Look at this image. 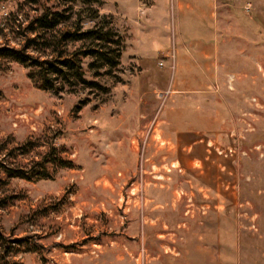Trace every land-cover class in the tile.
<instances>
[{"label":"rangeland","instance_id":"374dc122","mask_svg":"<svg viewBox=\"0 0 264 264\" xmlns=\"http://www.w3.org/2000/svg\"><path fill=\"white\" fill-rule=\"evenodd\" d=\"M100 2L120 40L108 72L85 57L95 45L61 38L96 23L86 7L0 0V49L69 58L96 84L42 90L0 57V264H264V0H210L195 93L162 54L179 50L175 0ZM52 13L67 20L45 48ZM174 101L201 119L158 123Z\"/></svg>","mask_w":264,"mask_h":264},{"label":"trees","instance_id":"16d2710c","mask_svg":"<svg viewBox=\"0 0 264 264\" xmlns=\"http://www.w3.org/2000/svg\"><path fill=\"white\" fill-rule=\"evenodd\" d=\"M27 3L36 5L39 0H25ZM60 3L66 5H79L86 7L90 14V21L96 22L91 28L79 32H66L61 35L64 42H90L95 45V48H91L85 53V57H90L93 62L90 67H96L97 69H106L107 72L114 70L119 65L120 58V40L116 33L110 26V23L106 26L100 24L102 18L97 6L101 3L100 0H57ZM96 7V8H95ZM67 18L61 13H52L50 15H43L42 18L36 22L37 28L41 31L51 32L55 30L60 24L65 23ZM42 33L38 36L45 48L53 47L50 40L46 37L47 33ZM0 57L8 58L17 62L18 64L32 68L33 72L29 73V79L40 86L42 90L46 91H59L62 88L60 85L71 83H81L91 86H96L95 83L88 82L84 78V74L80 70V66L69 58H56L51 61H36L30 56L24 54L22 51L2 48L0 49ZM96 63V64H95ZM35 71V72H34Z\"/></svg>","mask_w":264,"mask_h":264},{"label":"crops","instance_id":"0c3cea01","mask_svg":"<svg viewBox=\"0 0 264 264\" xmlns=\"http://www.w3.org/2000/svg\"><path fill=\"white\" fill-rule=\"evenodd\" d=\"M153 6L144 7V17L149 22H153L150 16L151 7ZM210 7V0H175L173 4V16L170 11V16L173 17L174 42L179 45V50L173 51L172 49V52H170L166 47L165 52L162 54L166 58L173 56V71L179 76L175 84L179 85L180 82H184L185 84L192 83L197 85V87L192 89L191 92L193 93L204 87L202 74L207 71L205 70L206 63L204 62L205 59L211 56V47L206 44L212 39L210 32L212 26ZM164 39L166 40V37ZM156 40L157 43L159 41L162 42V38L160 40L156 38ZM183 76L186 77V80H182ZM176 103V101L168 102L165 111L164 108L160 112L158 111L156 121L164 124H174V122L188 124L193 120L191 119L192 115L193 117L198 116L200 118L197 115L202 113L200 111V104L190 105L185 102L186 104L181 105L183 109L177 110L178 104ZM196 119L197 117L194 120ZM193 130L191 128L188 129L189 132H193ZM172 133H177V131H172ZM171 135L173 137L175 134Z\"/></svg>","mask_w":264,"mask_h":264},{"label":"built area","instance_id":"2783aa9c","mask_svg":"<svg viewBox=\"0 0 264 264\" xmlns=\"http://www.w3.org/2000/svg\"><path fill=\"white\" fill-rule=\"evenodd\" d=\"M171 58H173V56H171Z\"/></svg>","mask_w":264,"mask_h":264}]
</instances>
